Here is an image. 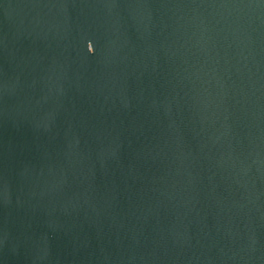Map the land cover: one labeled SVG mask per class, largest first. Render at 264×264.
<instances>
[{"label":"water","instance_id":"water-1","mask_svg":"<svg viewBox=\"0 0 264 264\" xmlns=\"http://www.w3.org/2000/svg\"><path fill=\"white\" fill-rule=\"evenodd\" d=\"M0 264H264V0H0Z\"/></svg>","mask_w":264,"mask_h":264}]
</instances>
